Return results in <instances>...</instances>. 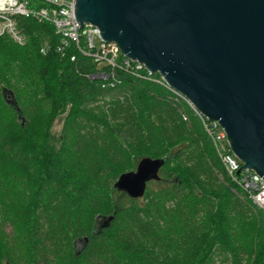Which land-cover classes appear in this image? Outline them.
<instances>
[{
	"label": "trees",
	"instance_id": "trees-1",
	"mask_svg": "<svg viewBox=\"0 0 264 264\" xmlns=\"http://www.w3.org/2000/svg\"><path fill=\"white\" fill-rule=\"evenodd\" d=\"M16 22L26 38L17 46L49 49L57 99L69 110L52 144L43 126L51 103L37 109L0 88V264L264 262V212L230 178L200 119L158 73L133 71L123 56L115 68L99 66L75 44L58 52L52 24ZM23 72L18 68V79ZM99 74L109 78L91 79ZM146 158L165 160L160 180L140 199L117 191L119 178ZM169 168L178 170L173 179Z\"/></svg>",
	"mask_w": 264,
	"mask_h": 264
},
{
	"label": "water",
	"instance_id": "water-1",
	"mask_svg": "<svg viewBox=\"0 0 264 264\" xmlns=\"http://www.w3.org/2000/svg\"><path fill=\"white\" fill-rule=\"evenodd\" d=\"M74 12L80 28H99L104 42L218 122L245 164L240 169L264 179V0H76ZM164 165L143 159L115 188L143 198ZM112 220L99 221V230Z\"/></svg>",
	"mask_w": 264,
	"mask_h": 264
},
{
	"label": "built area",
	"instance_id": "built-area-1",
	"mask_svg": "<svg viewBox=\"0 0 264 264\" xmlns=\"http://www.w3.org/2000/svg\"><path fill=\"white\" fill-rule=\"evenodd\" d=\"M75 5L76 0H40V3H35L34 0H0V37L8 36L17 45L24 46L26 38L19 31L16 18H34L39 22L50 23L54 26L56 34L61 37L58 52H63L70 44H75L83 55L93 58L99 66L115 68L119 59L122 56L125 57L119 46L114 42H104L96 26L87 23L80 28L75 18ZM83 40L87 46L84 51L80 48ZM48 52L47 47L41 48V54L47 55ZM125 59L127 66L133 71L148 72L144 64L126 57ZM108 78L109 75L105 74L91 77L92 80ZM159 83L183 100L188 110L200 119L230 178L240 189L248 193L252 204L264 212V179L253 170L240 169L245 164L233 153L227 134L221 125L206 118L190 100L173 90L161 75ZM182 118L185 123H189L187 113L184 112Z\"/></svg>",
	"mask_w": 264,
	"mask_h": 264
},
{
	"label": "rangeland",
	"instance_id": "rangeland-1",
	"mask_svg": "<svg viewBox=\"0 0 264 264\" xmlns=\"http://www.w3.org/2000/svg\"><path fill=\"white\" fill-rule=\"evenodd\" d=\"M40 54L36 49L21 48L14 42L0 40V88L4 86L17 91L22 104H31L37 109H42L46 101L51 103L50 120L43 126L49 127L51 142L58 145L63 121L69 107H64L57 99L55 83L58 74L56 63L52 58ZM18 68L24 71L19 79L17 76ZM26 77H30L32 80L23 84L22 79ZM169 173L168 179H173L178 170L169 168ZM161 184L168 185L169 181H162ZM159 187L160 185L156 183L150 185L151 189H158ZM212 216L217 215L213 214ZM247 264H264V262L260 257H257L249 260Z\"/></svg>",
	"mask_w": 264,
	"mask_h": 264
}]
</instances>
